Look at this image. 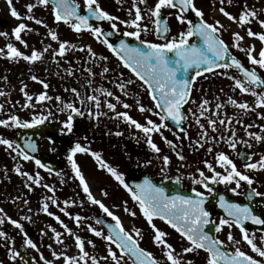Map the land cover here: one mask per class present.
Here are the masks:
<instances>
[{"label":"flooded vegetation","instance_id":"1","mask_svg":"<svg viewBox=\"0 0 264 264\" xmlns=\"http://www.w3.org/2000/svg\"><path fill=\"white\" fill-rule=\"evenodd\" d=\"M146 1L147 0H145L142 5L145 6ZM29 3L35 4V7L32 9L31 15L35 19L41 20L43 22L42 24H36L35 19H27L29 13L26 6ZM98 3L100 7L104 9L103 3L108 4V0H98ZM115 3L119 4V1L117 2V0H111V3L109 4L111 5V8ZM75 4L79 6L77 11L80 14L84 15L87 11L85 0H75ZM12 6H14L16 10L21 14L22 19L14 18L10 14V6L7 3V0H0V33L8 34L7 36L0 35V48H4L6 52V45L8 43H12L14 45L17 44L18 46H22V48L19 50L27 55H30L33 50H38L43 52V56L41 60L35 62L25 61L22 58L12 60L9 59L6 55L0 56V91L5 93V95H0V105H3V108L0 109V120L6 118L8 112L14 113L15 115L20 113V110L24 107V104H22V100H26L24 94V97H20L21 100L11 98V95L9 96L7 94L9 90L6 83L12 82L21 85V89L23 88L24 92H27L30 96L33 97L35 89L39 87V82L33 81L31 79V76L33 75L37 76L39 80H43L49 85V87L45 90L47 95L52 97L51 100H48L49 108L50 106L54 108H59L62 106L60 102L55 99V97L59 96L65 103L72 102L76 107L82 109H95V105L93 102H86V104L81 105L79 99H77V97L71 91H66L65 89L76 88L81 93L82 97L93 94L97 95L102 105L100 109L105 107L106 117L101 115L99 118L95 119L97 120L98 127L103 128L107 132H102L101 134L94 133L90 125L87 124V122L83 121L85 120L84 116H80V118L76 120L80 121V123L84 127V130L81 135H79L80 137L76 141V143L78 142L82 146L89 149L88 153L81 154L84 155L86 159V163H84V165L82 166L84 170L88 166L93 165V171L99 174L101 173L106 187H112L111 189H113V186L118 184L122 188H124V186L119 181H117L114 176L110 175L107 169L99 167L98 161H96L95 158L91 155V152L97 151L101 153L102 159L107 164L116 168L117 171L123 175L125 183H127V179L129 177L135 179L136 175H138L139 172H142L145 173L146 177L154 183L167 182L168 187H166L164 190L165 193L169 196L184 195L196 197V193L193 192V188H195L197 192H202L206 196L204 207L209 212L210 223L205 225V231H207L210 235L224 240V247L229 252L233 251L237 246L234 243L227 241V234L229 231H231L235 240L240 241V244L238 246L241 247L243 251H245L249 255H252L256 259H264L259 257L258 253H253L251 251L250 246L245 241H243L242 234L238 227L234 226L229 229L227 226H224L219 233L215 231V227L219 224L221 218L231 220V218L228 217L227 211L220 206L221 196H223L224 199L229 203H238L241 205L248 204L253 209L254 214L259 215L261 218H264V196L253 197L249 199L247 195V193L250 192L253 188L261 193H264V170L247 169L244 167L245 163L256 162L262 155H264V141L257 142L249 137L246 133V126L253 125V127L247 128V131L264 136V127H262L264 126V118H262L264 117V105H259L258 96H253L251 94L252 91H255L258 95L260 93H264V85H250L246 78L242 77L238 71L231 68L219 69L214 72H228V75L230 77L240 79L246 87H249L251 89L250 91L242 92L236 85H231L232 83L228 84L229 86L225 84L226 89L224 88V90H220L219 88L211 84L212 76L210 75L213 73H206L197 76L194 80L189 103H186L183 108L188 118L187 129H177L173 127L168 120L165 121L168 127L161 129V132L163 133V137H166L167 140L172 141V145L167 144L159 133H153L152 139L161 149L160 153H156L147 144V138L145 137L143 132L136 129L134 126L125 124L124 121H120L121 118L119 119L114 117L115 112L127 111L129 115L130 113L133 114L131 111L135 110L136 108L138 109V101L139 104L144 105L145 108L152 109V112H145V117L139 115L141 116L139 118H150L157 123H160L159 117L154 114L155 112H158L160 110L155 108V102L151 99L146 86H142V82L139 81V79L135 77V75L129 69L125 68L121 62L120 65L124 69L122 70V67H120L121 70L119 71L124 73H118L117 76L122 74L128 78H131V80L133 81L131 85L125 84V90L128 94L125 95L124 92L121 91L117 86L118 84L108 87L99 86L97 80L105 74L103 73V75H101L103 71L102 65L104 63V59H99L97 62H94L92 55L88 52L86 34H88L90 31L82 30L81 32L77 33L74 29L71 28V22L69 24H66L63 21L57 22L54 17L52 2H49L47 6L42 5L41 7V5L36 2V0H12ZM124 10L125 9L119 12H123ZM162 14L167 15V13ZM20 23H24L29 29H31V31H23L21 33V38L22 40L27 42V47H25L24 44H22L20 41H17L13 35V29ZM93 26L100 27L98 24ZM248 26L251 29H256L255 31L259 30V32H264V28L262 27L254 28V26L252 25ZM100 28L103 30L102 27ZM50 30L57 33V41H53L51 39L50 35L48 34ZM101 38L104 40L102 36ZM227 39L230 40L229 38ZM227 39H225V42ZM158 40L160 41V43L165 42V40L161 41L159 38ZM62 41H68L70 45H73L74 47H68L63 56L57 55L54 59L53 52L58 50L56 47H59V44ZM140 41L147 40L140 38ZM49 45L50 47L48 48V51L44 52V48L48 47ZM230 51L241 61V63L246 68L254 70L258 76L264 79V68H260L259 65H252L244 51H237L235 46L233 49L230 48ZM253 55L259 58L257 54L253 53ZM99 57H106L107 59L113 60L114 62L116 61L117 64L119 62L118 57L111 51L110 55L101 54L99 55ZM88 60L90 61L89 65L91 68H88ZM44 69L46 71H44ZM68 69H71L72 75L68 74ZM89 69L91 70L92 75H90L88 71ZM205 76L206 78L205 80H203L204 84H199L200 79ZM88 78H91L92 80L91 85L88 84ZM94 82L96 83L95 85L93 84ZM114 87L115 90L112 91L113 96L111 97H108L101 92L94 91L95 89H104L106 91H111V89ZM13 94L15 93H12V95ZM9 97L10 101H8ZM36 97L37 96H35L34 98ZM116 97H119V100H117ZM34 98L31 101V106H29L30 108L38 107V104L36 105V103H39L40 101H37ZM230 98L237 101V103H247L251 110L245 111L239 109L235 105L229 103ZM205 99L209 101V104L206 106L207 110L205 112V115L203 117H200L198 112L199 104L202 100ZM192 101H195V103H193ZM106 102L115 103L117 105L115 111L107 110L108 108L106 107ZM125 103L131 105L128 110L123 107ZM217 103H221L223 105V108L217 110L215 108V105ZM189 109H191L192 111L189 112ZM112 111L113 114H111ZM193 113H196V117H198L200 123L204 125V129H201L200 125L197 124L196 117L193 116ZM36 117L39 116L37 115ZM228 117L232 118L231 123L229 124L226 122L225 125L218 124V131H213L211 126L207 123L209 118L225 119L227 121ZM237 121L242 122L238 123ZM45 122L53 126L61 127V137L67 144V147H72L70 143V137L64 134V128L59 125V120L55 119L54 114L51 113L50 116L48 115V118L45 120ZM113 123L115 124L114 128H110V124ZM15 127V125L11 128L0 125V137L13 141L15 145ZM204 130H207L208 137H216L217 139L214 141H209L206 137L205 140H200V133ZM118 131L121 132L122 135H114V133ZM233 131L235 132L234 137H232ZM169 132H171L170 135ZM220 136H223L224 140H220ZM229 137H232L236 140L237 146L235 149L230 148L225 142ZM243 141H247L248 143H243ZM93 142L99 143L101 144V146L94 149L93 147H91V144ZM201 144H203V147L200 146ZM248 144H251V147H248ZM48 146H51L49 150L47 149ZM209 147L212 148L211 152L208 151ZM4 148L5 150H3ZM43 149L49 154L54 153L57 149L59 150V153H63L65 151L64 147H61L59 149L58 145L52 140L50 141V139H45L43 141ZM7 151L8 149L5 145H0V164H2V166L0 165V204H15L13 198L10 197L9 194H6V188L8 187V184L11 185V190H15L16 188L21 190L23 187L27 189L29 188L24 185L23 177H21V174H8L9 170H7L6 166V163L9 161L7 159ZM10 151L18 153L19 150L15 149L14 147V149H10ZM220 152H224L226 155H228L229 158L232 159L236 164L237 169L251 177L254 183L249 186L247 182L241 181L240 187L237 188L235 192H233L231 189L236 188L235 182L226 185L223 183L213 184L211 181H209V186L213 188V191L211 193H209L207 189H205L202 185L194 184L192 180L193 176H195L196 179H200L197 169L203 171L206 176H211L213 174L206 167L205 161L211 163L216 171L225 174V168H222L220 164H217L215 161L216 155ZM178 154L183 155L185 159L181 161L178 158ZM248 154H251L250 161L246 159V156ZM164 155H167L170 158V163L167 166L164 165L162 160V157ZM67 158L68 157L64 156H61L59 158V160L62 162L63 167L61 173H55L39 167L38 165H36L35 159L29 161H31L32 164H35V169L41 168L43 173H46L50 176L51 182L53 181L52 185L54 184V182L55 184L57 182L60 184L57 185L60 186L62 190L65 188L68 189L69 192H72L73 190H76L78 192V195H76L74 201L78 202L75 204L79 205L82 209L80 215L83 219L81 220V222H79V224H77V222L75 223V225L74 223H69L68 229H71L73 233H76L81 237V239L85 242V250L89 252L90 256H96L100 260V264H113L110 259L107 262L102 259L103 257H106L108 253L102 251L104 248L103 244H96L95 242H101L104 239L95 236L94 233L88 230V227L85 226L86 222L84 217L88 222L87 219L89 218V212L90 210H92V213L90 214L91 219L94 220L96 224L97 218L105 217L112 222H115V220H113L112 217L108 216L102 209L98 208V206L96 207L93 205L88 208L89 204L92 203L88 200L87 194L83 192V186L80 185L79 181L75 182V178L73 176L74 174H72L69 171L68 167L65 165ZM127 161L128 165L124 170L125 167L121 168V164L125 165ZM161 169H163V171H161ZM18 176L19 178L16 180ZM32 176L35 177L33 172ZM111 177L113 178L112 183ZM177 177H180L179 181H177ZM71 183L73 185H71ZM65 184L67 185V187H65ZM48 185L52 190L51 183H48ZM125 190L127 191V189ZM65 192L66 191L63 190V193ZM111 193L114 195L113 191ZM128 194L131 197V194L129 192ZM67 199L69 201L71 198ZM67 216L70 217L71 214H67ZM0 217L2 216L0 215ZM154 221H159L162 223L163 230L168 233V236H166L165 239L168 241V243H171L173 245L175 254L177 256L181 257V259L184 261H192V264H205L206 254L203 250H198L194 253H184L183 248L188 247L189 242L181 237L180 234L172 229L165 221H162L159 218H154ZM244 224L247 231L254 237V241L258 244V246L264 247V240L261 239V237L264 236V225H258L252 223L251 221H245ZM78 225H83L84 229H77ZM0 226L2 227V229L0 228V231H4L5 233H7V236H10V241L14 237H18V239L26 242V240L22 238L20 233H17L16 230L9 228L5 223L0 224ZM97 226L104 235H108L107 232L98 224ZM28 230L31 236L34 237V241H36L37 243V249L43 248L41 246L42 241L39 238V234L36 235V231L30 226H28ZM66 232L67 230L65 229L60 232L64 234H61V236L63 237V243H57L54 239L56 245L53 247H57L62 244L59 246L60 253H64L65 255L71 257H78L80 255V252L75 243L68 245L65 244L66 238L67 236H69V234H66ZM146 235L147 237L151 236L148 234ZM88 236L93 237L92 244L87 243L88 241H90ZM74 238L72 237L73 241H75ZM8 241L9 239H7V242ZM106 242L109 243L108 241ZM3 243L4 245L0 246V252H2L1 258L4 260L6 257V250L8 248V245L5 243V240H3ZM139 244L141 247L143 246L144 249L153 252L155 258H157L161 262V264H170V262L167 261V258L164 255L163 245H160L159 247H145V245L141 244L140 242ZM107 247L108 246H106V248ZM28 248L29 251L33 254L35 260L39 264H44V260L41 259L39 251L37 249H32V247H30L29 245ZM112 248L117 252V255H120V252L115 248V245H112ZM53 249L54 248H51L49 250L46 249L45 252H48L50 254V252L52 253L54 251ZM60 258L63 259V256H60ZM80 264H84V262H80ZM88 264H91L90 259H88ZM123 264H132V262L127 258V256H125Z\"/></svg>","mask_w":264,"mask_h":264},{"label":"snow or ice","instance_id":"2","mask_svg":"<svg viewBox=\"0 0 264 264\" xmlns=\"http://www.w3.org/2000/svg\"><path fill=\"white\" fill-rule=\"evenodd\" d=\"M36 2L40 5L47 6L50 0H36ZM53 4V12L54 17L57 22L63 21L66 24H69L72 29H74L77 33L81 32L82 29H87L90 31L98 40L103 35V30L100 27H95L89 24V16L81 15L78 13V5L75 4V0H51ZM140 3H144L145 0H139ZM221 4L224 3V0H220ZM231 3V0H228ZM7 3L10 6V14L14 18L22 19L21 14L16 10L14 6H12V0H7ZM85 5L89 13L94 16L97 20L103 21H115L118 17H114L110 15L107 11L103 10L98 0H85ZM27 11L29 15L27 19L33 20L35 19L32 15V9L35 7V4L29 3L27 6ZM135 7V18L131 21H122V23L128 24L130 23L135 31L125 32L124 35L135 37L137 40H140L141 32H147V25H142L140 22L145 19L141 14V9L134 4ZM163 8L169 9H177L179 8V12L177 14V20L184 24L187 22L189 25L186 31L179 32L178 36L172 37L170 40L165 36L164 43H152L148 41H141L142 44H146V49H142L137 46L130 45L126 43L124 40H121L119 46H114L112 43H109L107 39H104L102 42L107 45V47L118 57L119 61L124 65V67L128 68L134 75L142 82V86H146L151 96V99L155 102V108L160 111L155 112L154 114L159 117L160 123L152 119H146L145 123H141L134 119L127 111L124 112H115V117L123 118L125 122L129 125L134 126L136 129L140 130L144 133L147 138V144L154 150L156 153H160L161 149L157 146V144L152 139L153 133H159L165 142L169 145H172V141L167 140L166 137H163V133L161 129L167 128L168 125L165 123L167 120H171L175 122V125H179L181 121L185 119V115L182 112L183 106L186 103H189L190 93H191V85L197 76L202 75V73H214V69L222 68L228 69L235 67L240 72L243 73L244 77L248 80V83L252 86L256 85H264V79L256 74L254 70H250L246 68L241 61L234 55H230V46L227 44L219 35L223 25L220 24V21H215L214 23H208L203 20V12L200 9L195 8L194 0H157L154 8L148 9L149 18L152 19V23L155 25V30L157 34L164 35L169 32V28L166 22H164L163 26L161 25V10ZM189 9L195 11L196 15L201 17L200 23L193 24L191 20H185L184 13ZM224 16H226L229 20L238 22L241 26L251 24L253 20H256L262 28H264V19H258V13L255 10L249 9L245 6L242 11L239 13L238 17L232 15L228 11L225 10L224 7L219 9ZM36 24H42L43 22L39 19H35ZM46 27V25H45ZM112 27L115 28L116 24L113 23ZM23 31H31L24 23H20L13 29V35L17 41H20L27 47V42L22 40L21 33ZM53 41L58 40V35L55 31H49L48 33ZM246 34L248 37L258 38L261 42H264V32H254L251 28L246 29ZM0 35L7 36V33H0ZM111 35V33H109ZM198 36L203 39V45L197 46L196 44H190L189 38L192 36ZM234 46L241 51H244L251 62L252 65H259L260 68H264V47H262L258 53L259 58L253 55L254 45L247 49L240 48V42L244 40V36H242L239 32L232 33ZM44 48V52L48 51V48ZM68 47H74L70 45L68 41H62L59 44L58 51L53 52V58L57 55L63 56ZM7 51L5 52L4 48H0V56H7L9 59L16 60L18 58H22L25 61L35 62L42 59L43 52L38 50H33L30 55L25 54L20 51L14 44L8 43L6 45ZM83 50V49H81ZM88 52L91 53L93 57H95V52L92 51L91 47L88 46ZM230 58V62L227 60ZM101 59H107L106 57H101ZM189 69H195V75L189 79L187 76L184 78H178L177 73L184 72L187 73ZM68 74L72 75L71 69H68ZM90 75H92L91 70H88ZM109 69L107 67L103 68V73H107ZM227 75V73H224ZM122 75V74H121ZM231 79H235L234 77H230ZM33 81H38L43 85L45 89L49 87L47 83L43 80H39L37 76H31ZM128 85L133 83L132 80H128L126 82ZM88 84L91 85V79H89ZM235 85L242 91L248 92L251 89L246 87L244 83L240 79H235ZM121 91L127 95L126 85L125 83H120L117 85ZM26 87V86H25ZM66 91H71L77 99H79L80 104L84 105L86 102H94L96 111L94 112L92 108H88L87 115L94 118H99L101 115H106V113H102L99 111L101 107L100 99L97 95H87L85 97L81 96V93L76 88L65 89ZM24 92V89H21ZM96 92H101L104 95L111 97L113 93L111 91H106L104 89H95ZM251 94L253 96H258V104L264 105V93H260L259 95L252 91ZM0 95H5L4 92L0 91ZM25 98L29 103H26L24 107L31 106V101L33 97L30 96L27 92H24ZM52 97L48 96L46 92H41L39 96L36 97L37 101L43 102L45 100H51ZM57 101L62 105L59 107L60 112H64L65 110H71L70 114L67 117V120L63 122L64 129L67 133H71L73 131V115L71 113L78 114L80 116H84L85 112L81 110V108L76 107L72 102L65 103L61 97H55ZM119 100V97H116ZM195 103V101H192ZM229 103L235 105L241 110L249 111V105L247 103H237V101L233 99H229ZM138 104V110L143 112H152V109L145 108L144 105ZM209 104L208 100H202L199 104L198 112L199 116L203 117L207 110L206 106ZM106 107L109 110L115 111L117 105L112 102H106ZM124 108H130L131 105L125 103L123 105ZM3 108V105H0V109ZM217 110L223 108L221 103H217L215 105ZM192 110L189 109V112ZM51 113H49V116ZM193 116L196 117V113H193ZM218 116V113H217ZM47 116L33 117L31 122L24 121L21 123L19 118L15 115L9 116L8 119L0 120V125L3 126H11L10 121L15 125L29 128L35 127L45 122ZM264 118V117H262ZM232 118L228 117L227 121L225 119H212L209 118L207 123L211 126L213 131H218L217 125H225L227 123H231ZM197 124L200 125L201 129H204V125L200 123L198 117H196ZM241 123L242 121H237ZM253 125L246 126V133L253 140L260 142L264 141V136L257 135L254 132L247 131V128H251ZM264 127V126H262ZM116 136L122 135L121 132L114 133ZM235 136V132L233 131L232 137ZM209 141H214L216 137H208L207 130H204L200 133V140H205V138ZM232 137H229L225 142L232 149H235L237 146V142ZM51 141V137L49 138ZM220 140H224L223 136L219 137ZM243 143H248L247 141H243ZM0 145H5L7 149H18V155L23 158L25 161L33 160L34 157L30 156L28 152L24 149L20 148L18 144L14 145V142L0 137ZM203 147V144L200 145ZM29 148L35 151V145L29 144ZM248 147H251V144H248ZM208 151L211 152L212 148L209 147ZM89 149L83 147L80 143H76L72 148V154L68 156V160L71 163L72 170L75 173V176L79 179L80 185L83 186V192L87 194V198L91 201L92 204L98 205L108 216L112 217L115 220V225L109 224L108 228L110 232L108 235H104L102 231L97 230L92 227V225H88V230L93 232L95 236L102 237L105 241L109 242L107 247L108 255L103 257L102 259L107 262L109 259L113 262V264H123L124 257L127 256L132 264H161V262L155 258L153 252L148 251L140 246L139 239L141 237L140 229H135L136 238L133 237L128 231L123 227L120 218L115 216L108 207H106L99 199L93 197L92 192L90 191L89 184L87 183L85 176L83 175L80 166L73 159L75 153H88ZM91 155L95 158L99 163V167L103 169H107L112 176L115 177L117 181H119L125 189L131 194V198L133 201L138 203L140 211L143 213L144 217H146L147 223L154 230V235L152 237L153 242L157 245H163L164 247V255L167 258V261L170 264H192V261H184L181 257L175 254V249L171 243L165 239L168 236V233L162 231L160 228L153 223L154 218H159L162 221H165L172 229H174L177 233L180 234L187 242H189V246L183 248L184 253H194L198 250H203L206 254L205 256V264H264V259H256L252 255H249L245 251L241 249L238 245L240 244L239 240H235L231 231L227 234V241L234 243L237 245L233 251L229 252L226 250L225 241L210 235L207 231H205V225L210 223L209 220V212L205 209L204 203L206 196L202 192H197L195 188H193V192L196 193V197L192 196H184V195H172L169 196L165 193L164 188L157 187L150 179L145 178L143 183L137 184L135 186L136 190H133L132 187H129L127 183H125L123 179V175L117 171L116 168L107 164L101 156L100 152L93 151ZM178 158L183 161L185 157L183 155L178 154ZM247 160H251V154L246 156ZM163 163L167 166L170 163V158L167 155L162 157ZM215 161L217 164H220L222 168H225V174H222L219 171H216L213 168V165L208 161H205L206 167L213 173L211 176H206L203 171L197 169L199 172L200 179H196L193 176L192 180L194 184L202 185L209 193L213 191V188L209 186V181L213 184L223 183L230 184L235 182L236 188L231 189L233 192L236 191L237 188L240 187L241 181L247 182L249 186H251L254 181L247 174L242 173L237 169L236 164L232 159L229 158L224 152H220L216 155ZM36 165L41 168H44L45 165L40 160H35ZM247 169H260L264 170V155L260 157V159L256 162L245 163L244 165ZM15 171L21 175L27 177L28 181H35L36 184H40L39 173H36L35 177L32 175L21 172L20 167L17 166ZM51 171V169H49ZM163 171V169H161ZM179 181L180 177L176 178ZM31 190V184H26ZM45 188H49V185H43ZM54 191V189H53ZM107 195V192L104 193ZM249 199L253 197L264 196V193L257 191L256 189H252L247 193ZM52 199L53 203L56 201ZM220 206L227 211L228 217L231 218L225 219L221 218L219 224L215 227V231L219 233L224 226H227L229 229L236 226L239 228L242 239L245 241L251 248L253 253H258L259 257L264 258V247L258 246V244L254 241V237L247 231L245 228V221H251L252 223L258 225H264V218H261L259 215L254 214L253 209L248 204H238V203H229L227 202L223 196L220 197ZM25 204L28 203L27 200L24 201ZM65 204L68 201L64 202ZM74 203V202H73ZM49 205L47 202L43 203V211L47 213L49 216H53L54 214L48 210ZM127 211V208L125 209ZM60 211H65L64 208H61ZM0 213H3V209L0 208ZM135 215V213H132ZM24 219H29V217L25 216ZM55 219L59 221L63 225V221L60 220L59 216H56ZM83 218L79 215L75 217L77 224ZM10 223L19 229H23V225L20 224L17 220L9 218ZM97 223H102V221L97 220ZM4 223V219L0 217V224ZM64 228L71 234V229L67 228V225H63ZM52 231L55 234V240L57 243H63L60 239L61 233L57 232L54 228ZM26 235V234H25ZM0 237H7V233L4 231H0ZM264 240V236L261 237ZM27 244L33 249L37 248V245L31 240L28 239ZM88 244H92V241H88ZM75 245L79 249L80 255L78 257L67 256L64 253H57L55 251L52 252L53 257L63 256L64 264H80V262H84V264H88V259L91 260V264H100V260L96 256H90L89 252L85 250V242L81 239L79 235L75 236ZM112 245H115V248L119 250L120 255H117V252L113 250ZM94 246V245H93ZM51 248V245L48 246ZM19 256L18 252H11V258L15 260ZM87 258V259H86ZM41 259L44 260V264H54V261L45 260L43 255H41Z\"/></svg>","mask_w":264,"mask_h":264},{"label":"rangeland","instance_id":"3","mask_svg":"<svg viewBox=\"0 0 264 264\" xmlns=\"http://www.w3.org/2000/svg\"><path fill=\"white\" fill-rule=\"evenodd\" d=\"M118 1H119V4L115 3L112 6L114 10L111 8V5H109L111 3V0H108V4L103 3L104 4L103 10L107 11L110 15L114 17H118V19L115 21H108L107 24L102 25L100 27L112 26V24L115 23L116 24L115 29L119 31L121 34L125 32L135 31L136 29L130 23L128 24L122 23V21H131L132 19L135 18V7H134V4H135L141 9L142 16L145 17V19H143L140 23L142 25H147L148 27L147 32H141L140 38L147 40L149 42H152V43H160V41L158 40L156 36L155 25L152 23V19L149 18V12H148V9L154 8L157 0H147L145 6L142 5V3L139 2V0H123V1L117 0V2ZM194 4L197 9H200L203 12V18L206 22L214 23L215 21H220V24L223 25V28L221 29L219 35L223 40L227 38L230 39V40L227 39L226 43L229 44L231 49L234 48V41L232 37L233 32H239L242 36H244V40L240 42V48L242 49H247L254 45L253 53L258 55L260 49L264 47V43L263 42L261 43V41L258 38L248 37L246 34V29L250 28L248 25L250 26L252 25L254 26V28L261 27L260 24L256 20H253L251 24L241 26L238 22L229 20L226 16L223 15V13L219 11L221 7H224L226 11L238 17L242 9L245 6H247L249 9L255 10L258 13V19H264V0H231V3H229L228 0H224L223 4H221L220 0H194ZM123 9H125L123 12H119ZM178 12L179 10L177 9H169V8H163L161 10V13H167L169 17V23L171 26V33L168 37L169 40L174 36H178L179 32L186 31L189 26L187 22H185L184 24H181L177 20L176 17H177ZM185 20L187 21L188 19L185 18ZM255 30L256 29H252V31L254 32H259V30L258 31H255ZM86 38H87V47L90 46L92 51L95 52L96 54L95 57L92 56L94 59V62H97L99 59H101V57H99V55L101 54L110 55V51H109L110 49L102 42L103 39L101 37L98 40L91 32H89L88 34H86ZM192 38L193 37H190L189 40H191ZM15 46L18 49L22 48V46H18L17 44ZM56 48L59 49V47H56ZM236 50L241 51L238 48H236ZM103 62H104L102 65L103 68L107 67L109 71L105 73L100 79L97 80L99 86L108 87V86H112V85H116L120 83H125L127 85L126 82L128 80H131V78H128L124 75L117 76L118 73H124V72L119 71L121 70L120 67H122L120 65V61L119 62L117 61L118 62L117 64L116 61L114 62L113 60H110V59H104ZM89 63L90 61L88 60V68H91ZM123 69L124 68L122 67V70ZM44 71L46 70L44 69ZM214 73L215 74L210 75L212 76L211 84H213L215 87L219 88L220 90H224V88L226 89L225 84H227V86H229L228 84L230 83H232L231 85H235V80L233 79L232 81V79H229L230 76L228 75V72L220 71V72H214ZM224 73H227V75H225ZM205 78L206 76L202 77L199 81V84H204L203 80H205ZM89 79L91 78H88V81ZM91 83H92V80H91ZM6 84L9 90L7 94L9 96L11 95V98H16L18 100H21L20 97L21 96L24 97L23 96L24 92L21 91V85H18L12 82H7ZM93 84L95 85L96 83L94 82ZM45 90L46 89L43 87V85L39 83V87H37L34 91L33 98L35 96H39V94L41 92H45ZM114 90H115V87L111 89V92ZM12 93H15V94L12 95ZM8 101H10V97L8 98ZM26 103H29V102L23 99L22 104L25 105ZM36 105L38 106L36 108L23 107L20 110V113H18L17 115H15L14 113L8 112L7 117L4 119H8L9 116L15 115L19 118L21 123L24 121L31 122L34 116L36 117L38 115L39 117L40 116L48 117L49 113H52L54 114L55 119L59 120V125L64 128L63 122L67 120V117L70 114L71 110H65L64 112H60L58 107L54 108L50 106L49 108L48 100L36 103ZM81 110L85 112V115H84L85 120L83 121L87 122V124L90 125L94 133L101 134L102 132L103 133L107 132L103 128L98 127L97 120L94 117H90L89 115H87L88 109L81 108ZM92 110L94 112L96 111V109H93V108ZM99 111H101L102 113H105V107H103L102 109H99ZM131 112L133 114L130 113V115L134 119H136L137 121L141 123L146 122V119L139 118L141 116L145 117L146 116L145 112L141 113L137 108ZM111 114H113V111ZM102 116L106 117L105 115H102ZM115 118H118V117H115ZM120 121H124L123 118H121ZM125 124L128 125L127 122H125ZM10 125L11 126H7V127L11 128L15 124L10 121ZM114 126L115 124L113 123V124H110L109 127L114 128ZM170 133L171 132H169V135ZM64 134L70 137V143L72 147H74L76 144V141L79 139L80 136L74 135L72 134V132L67 133L65 129H64ZM100 146L101 144L96 143V142H93L91 144V147H93L94 149L99 148ZM49 148H51V146L47 147L48 150ZM3 150H5V148ZM81 154L82 153H75L73 156V159L80 166V169L83 175L85 176L87 183L89 184L90 191L92 192L93 197L96 199H99L106 207L109 208V210L115 216H118L125 230L128 231L131 235H133V237L136 238V234L134 230L140 229L142 238H138V239L141 244L145 245V247L146 246L159 247L153 242L152 237L154 235V230L147 223L146 217H144L143 213L140 211L138 203L133 201L130 195L128 194V192L124 188H122L120 185L118 184L114 185L113 189H111L112 187H106V184L103 180L101 173L99 174L93 171L94 169L93 165L88 166L84 170L82 166L84 165V163H86V159L84 155H81ZM7 155H8L7 159L9 160L6 163L7 170H9L8 174L17 175L15 168L19 166L21 172H26L30 175H32V172H33L34 176L36 175V173H39L40 184H36L34 180L28 181L27 177L24 175H21V177H23L24 185L31 184V190L24 188V187L21 190H19L18 188H16L15 190H11V187H10L11 185L8 184V187L6 188V194H9V196L13 198V200L15 201V204H7V203L0 204V208L3 209V213H0V215L4 219V223L9 228L16 230L17 233H20L23 239H25L26 241L28 239H31L37 245L36 241H34V237L31 236L28 230V226L32 227L36 231V235L39 234V238L42 241L41 246L43 248L41 249L36 248L39 251L40 256L43 255L45 260L54 261V264H63L64 260L60 258V256L53 257L51 252L49 254L48 252L46 253L45 250L54 248L53 250L55 252H57L58 254L60 253L59 246L62 244H60L57 247H53L56 245V243L54 242L55 234L52 231V229L54 228L57 232H62L63 229H65L63 225H67V228L69 226V223H72V224L74 223L75 225L76 220L73 218H75L77 215L81 216L80 214L82 212V209L80 208V206L75 204L78 202L74 201V198L76 197V195H78L77 194L78 192L73 189H72L73 190L72 192H69L68 189L64 188L63 190H65L66 192L63 193L62 188L58 186L60 184L57 182L55 184L54 182V184L52 185L53 181L51 182L50 176L47 175L46 173H43L41 168L35 169L34 167L35 164H32L31 161L23 160V158L19 156L18 153L12 152L10 151V149H8ZM0 165L2 166V164ZM65 165L68 167L69 171L72 174H74L73 176L75 178V182L79 181V179L75 176L74 171L72 170L71 163L69 162L68 158L66 159ZM127 165H128V161L125 163V165L121 164V168L125 167L124 168L125 170L127 168ZM18 178L19 176L16 178V180ZM112 181H113V178L111 177V183ZM48 183H51L52 190L50 189L51 188L50 186L49 188L43 187V185L45 184L48 185ZM71 185L73 184L71 183ZM65 187H67V185ZM110 190L111 192L112 191L114 192V195L110 192ZM105 192H107V195H104ZM49 197L53 198L56 201V203H53L52 199H49ZM67 198H71V199L68 201ZM25 200L28 201L27 204L24 203ZM65 201H68V203L65 204L64 203ZM44 202L48 203L49 205L48 210L54 214L53 216H49L47 215L46 212L43 211ZM93 205L94 204H89L88 208H90ZM94 206L97 207L98 205H94ZM61 208H64L65 211L63 212L60 211ZM98 208L100 207L98 206ZM126 208H127V211L125 210ZM91 213H92V210H90L89 212V218L87 219L88 222L86 221V218L84 217L85 222H86L85 226L87 227L88 225H92L93 228L100 230L97 224L95 223V221L91 219V215H90ZM132 213H135V215H132ZM67 214H71V216L68 217ZM25 216L29 217V219L27 220L24 219ZM56 216L60 217V220L63 221V225L55 219ZM9 218L17 220L20 224L23 225V229L21 230L15 227L14 225H12L10 223ZM153 223L156 224V226L160 228L162 231H164L161 222L153 220ZM0 228L2 229L1 226ZM79 228L84 229V226L78 225L77 229ZM72 233H73L72 230H71V234L68 231L66 232V234H69V236H67L65 244L68 245V244L75 243V241L72 240V237L74 238V236H76L77 234L76 233L72 234ZM145 233L151 236L147 237ZM88 238L90 241H92L93 239V237H89V236ZM7 239H9L8 242H7ZM60 239L62 240L63 237L61 236ZM3 240H5V243L8 245V248L6 250V257L4 260L1 258L2 252H0V264H23V262L21 261L19 257H17L15 260L11 258V252H15V251L12 248L10 236H7L6 239L5 237H0V246L4 245ZM95 243L103 244L104 248L102 251L107 252L106 246H108L109 243H107L105 240L101 242H95ZM49 245H51V248L48 247Z\"/></svg>","mask_w":264,"mask_h":264},{"label":"water","instance_id":"4","mask_svg":"<svg viewBox=\"0 0 264 264\" xmlns=\"http://www.w3.org/2000/svg\"><path fill=\"white\" fill-rule=\"evenodd\" d=\"M51 1V0H50ZM185 16H187L192 22L193 24H197L200 23L201 21V17L197 16L195 11L189 9L188 11H186L184 13ZM87 16H89V24H93L94 21L98 22V23H102V22H106L107 20H97L94 16L91 15V13H87ZM161 20V25L163 26L164 22L167 23V17L165 16H161L160 18ZM169 28V25H168ZM109 33H111V35H109ZM104 36L106 37L107 40H111L114 39L116 40V42L113 44L114 46H119V43L121 40H124L126 43L133 45V46H137L140 47L142 49H146V45L139 43L137 40L133 39L130 36H124L122 38H119L117 33H115L112 29L111 30H107L104 33ZM159 35V34H158ZM169 32L164 34V35H159V37L161 38H165V36H168ZM195 40L192 42H189L190 44H196L197 46H202L203 45V39L201 37L195 36ZM231 55V53H230ZM227 62H230V58L227 60ZM235 68V67H233ZM218 69V68H216ZM237 69V68H235ZM238 70V69H237ZM193 72H195V69H189L187 73L184 72H179L177 73L178 78H184L185 76H187L189 79H191V75L193 74ZM241 74H243L242 72H240ZM244 76V75H243ZM193 84V82H192ZM192 88V85H191ZM191 94V93H190ZM183 112V109H182ZM184 114V113H183ZM185 115V114H184ZM78 117V115L73 116V118ZM173 126H175L178 129H187V117L185 115V119L183 121H181V123L179 125H175V122L168 120ZM83 131V127L81 124L77 123L74 125L73 127V132L75 134H80ZM17 133H18V138L16 139V144H18L20 146V148L24 149L26 152H28V154L32 157H34L35 159L40 160L46 168L51 169V171H55V172H61V162L58 160V157L61 155H70L72 153V149H69L68 152L66 153H59L58 151H56L53 155L52 158L49 157V155L45 154L42 150V140L45 138H50L52 139V137H56L58 133H60V129L59 128H54L51 125L48 124H40L37 125L35 127H29V128H24V127H20L17 126ZM56 143H58L59 145H64V142L61 138L56 137ZM29 144H34L35 145V151H33L31 148L28 147ZM147 178L146 175L144 173H139V176L134 178H128L127 179V184L129 185V187H132L133 190L135 189V186L137 184H141L143 183L144 179ZM163 186L168 187L167 182L165 183H161ZM157 186V187H162L163 186ZM212 203V202H211ZM97 220L102 221V223H99L105 230H107V232H110V229L108 228L109 224L115 225V223H112L111 221H109L106 218H97ZM13 244L16 247L18 253L23 257V259L25 260L26 264H37V262L35 261L34 257L29 253L28 251V247L26 244L22 243L21 241L14 239L13 240Z\"/></svg>","mask_w":264,"mask_h":264}]
</instances>
